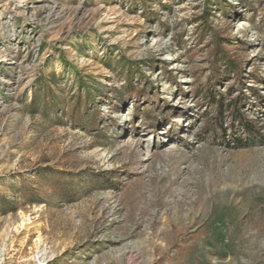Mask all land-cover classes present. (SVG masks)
Instances as JSON below:
<instances>
[{
    "label": "rangeland",
    "instance_id": "obj_1",
    "mask_svg": "<svg viewBox=\"0 0 264 264\" xmlns=\"http://www.w3.org/2000/svg\"><path fill=\"white\" fill-rule=\"evenodd\" d=\"M0 264H264V0H0Z\"/></svg>",
    "mask_w": 264,
    "mask_h": 264
},
{
    "label": "trees",
    "instance_id": "obj_2",
    "mask_svg": "<svg viewBox=\"0 0 264 264\" xmlns=\"http://www.w3.org/2000/svg\"><path fill=\"white\" fill-rule=\"evenodd\" d=\"M217 36V35H216ZM218 37V36H217ZM220 40L217 38V40L215 41V45H214V51H213V56H214V61L213 64L215 66H217V62H221V64L224 63V65L226 66V68L228 69L227 71H231L234 74H237L238 77H241V72L243 70V64L238 60L235 59L229 52L227 49H225L223 47V45H220ZM256 90L253 89L252 92H255ZM98 119L95 117L93 119V123L88 126V128H93ZM80 123H82V120L79 121Z\"/></svg>",
    "mask_w": 264,
    "mask_h": 264
},
{
    "label": "bare ground",
    "instance_id": "obj_3",
    "mask_svg": "<svg viewBox=\"0 0 264 264\" xmlns=\"http://www.w3.org/2000/svg\"><path fill=\"white\" fill-rule=\"evenodd\" d=\"M24 225H25V221L22 222V224L20 225V228H23Z\"/></svg>",
    "mask_w": 264,
    "mask_h": 264
}]
</instances>
